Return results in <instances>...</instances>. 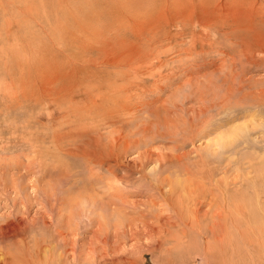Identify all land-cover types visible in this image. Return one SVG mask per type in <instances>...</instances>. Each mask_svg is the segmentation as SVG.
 Returning <instances> with one entry per match:
<instances>
[{
  "label": "rangeland",
  "instance_id": "obj_1",
  "mask_svg": "<svg viewBox=\"0 0 264 264\" xmlns=\"http://www.w3.org/2000/svg\"><path fill=\"white\" fill-rule=\"evenodd\" d=\"M158 10L0 0L8 264H264V8Z\"/></svg>",
  "mask_w": 264,
  "mask_h": 264
},
{
  "label": "bare ground",
  "instance_id": "obj_2",
  "mask_svg": "<svg viewBox=\"0 0 264 264\" xmlns=\"http://www.w3.org/2000/svg\"><path fill=\"white\" fill-rule=\"evenodd\" d=\"M90 1V0H89ZM43 2V1H42ZM65 2V1H64ZM69 2V1H68ZM106 2V1H105ZM122 2V1H121ZM137 2V1H136ZM150 2L152 3V4H155V5H157L158 6V8H159V10L157 11V12H159L160 11V15H164V16H168V15H170L171 17H178L179 15L181 16V17H184V18H180V17H178L179 19H176V18H174V19H176L178 22H181L182 21V19H184L185 20V24L187 23V20H189V19H186L188 16H191V14L193 15V12H194V7H197V6H200V5H210V6H213V7H219V9L220 10H222L223 11V8H226V9H228L227 11H231L232 12V15H235V13L236 12H239L240 14H243V15H245V19H246V16H255V15H257L259 12H262V8H264V0H150ZM67 3V2H66ZM116 3H117V1H116ZM135 3V2H134ZM120 4V3H119ZM122 5H125V3H121ZM133 4V3H132ZM89 5V4H88ZM127 5V4H126ZM109 6V5H108ZM136 6V5H135ZM63 7V6H62ZM111 7V6H110ZM126 7V6H125ZM129 7H130V5H129ZM190 7H192V8H190ZM222 7V8H221ZM72 8H73V6H72ZM128 8V7H127ZM199 8V7H198ZM116 9V8H115ZM122 9V8H121ZM64 10H65V8H64ZM111 11V10H110ZM123 11V10H122ZM57 12V11H56ZM126 13V12H125ZM138 13V12H137ZM76 14V13H75ZM114 16V15H113ZM134 16H136L135 14H134ZM207 17V16H206ZM72 18V17H71ZM170 18V17H169ZM198 18V17H197ZM205 18V17H204ZM136 19H137V17L135 18H133L131 21L133 22V21H136ZM145 20V19H144ZM172 20V19H171ZM171 20H169V21H171ZM253 20V19H252ZM258 20V19H257ZM251 21V20H250ZM142 22V21H141ZM253 21H251V23H252ZM98 23V22H97ZM182 23V22H181ZM59 25V24H58ZM122 25V24H121ZM141 26H142V24H140ZM144 25V24H143ZM194 25V24H193ZM74 26V25H73ZM147 26H148V24H147ZM150 26V25H149ZM197 26V25H196ZM252 26H254L253 24H252ZM87 27V26H86ZM133 27V26H132ZM152 27V26H151ZM154 27H155V25H154ZM165 27V26H164ZM203 27H204V25H203ZM244 27V26H243ZM246 27H247V29H246V31H248V29H249V25L248 24H246ZM89 28V27H88ZM239 28H240V26H239ZM238 28V29H239ZM251 28V27H250ZM253 28V27H252ZM252 28H251V31H252ZM82 29V28H81ZM86 29V28H85ZM145 29V28H144ZM151 29V28H150ZM154 29V28H153ZM231 29H233V28H231ZM235 29V28H234ZM255 29V28H254ZM211 30V29H210ZM257 30V29H256ZM55 31V30H54ZM70 31V30H69ZM83 33H84V31L83 30H81ZM86 31V30H85ZM156 31V30H155ZM154 31V32H155ZM67 32V31H66ZM155 33H158L157 31L155 32ZM239 33V32H238ZM245 34V33H244ZM257 34H258V31H257ZM256 34V35H257ZM90 35V34H89ZM242 35V34H241ZM247 35V34H246ZM259 35H260V33H259ZM49 36V35H48ZM243 36V35H242ZM258 36V35H257ZM232 37V36H231ZM246 37V36H245ZM254 37H256V36H254ZM260 38H261V36H259ZM263 37V36H262ZM74 38V37H73ZM230 38V37H229ZM241 38V37H240ZM239 39V38H238ZM243 40V45L245 46L244 47V49L246 50V51H248V50H250L249 48H250V44L248 43V41H246L245 39H244V37L242 38ZM249 39V38H248ZM256 39V38H255ZM250 40V39H249ZM239 41V40H238ZM87 42V41H86ZM252 42V41H251ZM263 43V42H262ZM94 44V43H93ZM206 45V44H205ZM239 45H240V43H239ZM258 45V44H257ZM257 45L255 46V47H257ZM263 46V45H262ZM261 46V47H262ZM253 47V46H252ZM168 48V47H167ZM259 48V47H258ZM263 48H264V46H263ZM263 48H261V49H263ZM113 49H115V48H113ZM254 49V48H253ZM164 50V49H163ZM252 50V49H251ZM264 50V49H263ZM262 50V51H263ZM219 51V50H218ZM260 51V50H259ZM245 53V52H244ZM264 53V52H263ZM120 54V53H119ZM246 54V53H245ZM118 55V54H117ZM116 56V55H115ZM114 56V57H115ZM118 57V56H117ZM107 58V57H106ZM109 58H111V57H109ZM246 58V57H245ZM78 59V58H77ZM234 59V58H233ZM76 60V59H75ZM80 61V60H79ZM85 61L87 62V60L85 59ZM28 62V61H27ZM81 62H83V61H81ZM133 62V61H132ZM236 62V61H235ZM237 63V62H236ZM131 64V63H130ZM169 64V63H168ZM235 65V64H234ZM244 66V65H243ZM84 68V67H83ZM67 70V69H66ZM71 70V69H70ZM60 71V70H59ZM105 71V70H104ZM24 72V71H23ZM28 72V71H27ZM71 72H73V70L71 71ZM25 74V73H24ZM57 74V73H56ZM34 75V74H33ZM53 75V74H52ZM66 75V74H65ZM67 75H69V74H67ZM58 76V75H57ZM63 76H64V74H63ZM71 74H70V78H71ZM75 79V78H74ZM45 80V79H44ZM57 80V79H56ZM67 80V79H66ZM68 80H69V78H68ZM137 80V79H136ZM73 81V82H72ZM74 81H76V80H72L71 79V83L73 84L74 83ZM75 84V83H74ZM133 84V83H132ZM75 86V85H74ZM84 86V85H83ZM85 87V86H84ZM93 87V86H92ZM52 88V87H51ZM94 88V87H93ZM61 89V88H60ZM77 89L79 90L80 88L79 87H77ZM76 89V90H77ZM92 89V88H91ZM27 90V89H26ZM85 90V89H84ZM193 90V89H192ZM191 90V91H192ZM57 91V90H56ZM59 93V92H58ZM85 93V92H84ZM97 93V92H96ZM102 93V92H101ZM104 93V92H103ZM82 94H83V92H82ZM87 94V93H86ZM85 94V95H86ZM93 94V93H92ZM100 94V93H99ZM105 94H106V90H105ZM58 95V94H57ZM89 97H92L91 95H88ZM84 97H86V96H84ZM191 97V96H190ZM256 99H257V101L258 102H262V103H264V89L262 90V92H260L259 94H258V96L256 97ZM196 100V99H195ZM182 102V101H181ZM130 105V104H129ZM168 110V109H167ZM164 112H166V111H164ZM157 113V112H156ZM159 115V114H158ZM165 115V114H164ZM168 115V114H167ZM157 117V116H156ZM163 117V116H162ZM165 118V117H164ZM166 120H167V118H165ZM181 119V118H180ZM159 120H160V118H159ZM164 121V120H163ZM167 122V121H166ZM176 123V122H175ZM163 124H165V123H163ZM146 128V127H145ZM172 128V127H171ZM146 130V129H145ZM150 131V130H149ZM229 134V133H228ZM146 135V134H145ZM237 135V134H236ZM229 137H231L230 135H229ZM108 142V141H107ZM183 143H184V141H182ZM97 143V142H96ZM105 143V142H104ZM101 144V143H100ZM96 146H98V145H96ZM95 147V146H94ZM98 148V147H97ZM103 148V147H102ZM128 148V147H127ZM108 151V150H107ZM115 151H117V150H115ZM117 154V153H116ZM119 154V153H118ZM79 157V156H78ZM185 180V179H184ZM185 181H187V179L185 180ZM14 182V181H13ZM196 184H198V183H196ZM52 185V184H51ZM15 186V185H14ZM17 187V186H16ZM176 187V186H175ZM200 187H201V185H200ZM200 187H199V190H200ZM182 188V187H181ZM201 191H202V188H201ZM171 192L173 193V190H171ZM51 194V193H50ZM188 194V193H187ZM49 195V194H48ZM197 195H198V193H197ZM37 197V196H36ZM195 197V196H194ZM193 197V198H194ZM198 197V196H197ZM38 198V197H37ZM205 198V197H204ZM207 198V197H206ZM191 199V198H190ZM30 200H31V198H30ZM197 199H196V197H195V200L193 201V202H195ZM199 200V199H198ZM201 200H202V198H201ZM200 200V201H201ZM206 200V199H205ZM17 201V200H16ZM192 202V201H191ZM190 202V203H191ZM205 202V201H204ZM188 203V202H187ZM187 203H185V204H187ZM201 203V202H200ZM203 203V202H202ZM56 206V205H55ZM55 206H53L52 208H54ZM203 206V205H202ZM194 207H195V205H194ZM197 207V206H196ZM193 209H195V208H193ZM192 209V210H193ZM198 209H200V208H198ZM197 210V209H196ZM51 211H55V209L54 210H52L51 209ZM197 212V211H196ZM49 213H51V212H49ZM60 213V212H59ZM200 213V212H199ZM55 213H53V215H54ZM201 214H202V212H201ZM200 214V215H201ZM47 215V214H46ZM45 215V216H46ZM49 215V214H48ZM58 215V214H57ZM61 215V214H60ZM81 215V214H80ZM51 216V215H50ZM50 216H49V218L48 219H51L50 218ZM64 216V215H63ZM25 217V216H24ZM46 218V217H45ZM45 218L43 219V220H45ZM54 218V217H53ZM58 218H60L59 216H58ZM62 218V217H61ZM81 218V217H80ZM15 219V218H14ZM20 221H21V219H19ZM61 220V219H60ZM62 222H63V220H61ZM16 222V221H15ZM18 222V221H17ZM11 223V222H10ZM20 223V222H19ZM49 223H50V220H49ZM74 223V222H73ZM15 224V226H16V223H14ZM13 224V225H14ZM23 224V223H22ZM42 224V223H41ZM86 224V223H85ZM17 225H19V224H17ZM31 226H30V228L32 227V225L33 224H30ZM5 226H7L6 224H5ZM14 226V228H17V226L15 227ZM34 226V225H33ZM26 227V226H25ZM59 227V226H58ZM60 227H62V226H60ZM85 227V226H84ZM80 228V230H81V226L79 227ZM28 229L29 228H27L26 230L28 231ZM14 230V229H13ZM18 230V229H17ZM16 230V231H17ZM62 230V229H61ZM9 231V230H8ZM8 231H6L7 233H8ZM15 231V230H14ZM15 231V232H16ZM23 232V231H22ZM12 233V232H11ZM61 233V232H60ZM62 233H63V231H62ZM61 233V234H62ZM9 234V233H8ZM20 234V233H19ZM25 234V233H24ZM23 233H22V235H24ZM4 235H6V234H4ZM64 235H65V233H64ZM64 235H63V237H64ZM80 235V234H79ZM8 236V235H7ZM10 236H11V234H10ZM25 236V235H24ZM98 236V235H97ZM5 237V236H4ZM4 237H1V238H3V240L5 239ZM25 237H27V235L25 236ZM66 237V236H65ZM69 238V237H68ZM6 239H8V238H6ZM27 239V238H26ZM75 239H76V237H75ZM2 240V239H1ZM20 240V239H19ZM6 241V240H5ZM7 241H9V240H7ZM6 241V242H7ZM24 241H25V239H24ZM30 241V240H29ZM2 242H4V241H2ZM5 242V243H6ZM19 242V241H18ZM80 243V242H79ZM1 244V243H0ZM21 244V243H20ZM23 244V243H22ZM28 244V243H27ZM14 245V244H13ZM13 245H8V246H13ZM46 245V244H45ZM4 246H6V245H4V243H3V247ZM80 246V245H79ZM23 247V246H22ZM45 247V246H44ZM47 247H48V245H47ZM46 247V248H47ZM2 248V247H1ZM0 248V249H1ZM14 248H16L15 246H13V249L12 250H14ZM208 248V247H207ZM20 249H22V248H20ZM24 249V248H23ZM209 249H211L210 247L208 248V250ZM12 250L10 251V249H9V252L11 253L12 252ZM70 250V249H69ZM212 250V249H211ZM211 250H209V251H211ZM23 251V250H22ZM53 251H54V249H53ZM207 251V250H206ZM9 252H7L6 251V253L4 252V251H0V264H8V262H9V258H11V256L9 255L10 253ZM19 252H21V251H19ZM9 253V254H8ZM16 253V252H15ZM24 253H25V251H24ZM208 253V252H207ZM13 254V253H12ZM206 254V253H205ZM17 255H18V253H17ZM22 255V254H21ZM20 255V256H21ZM24 255V254H23ZM42 255V254H41ZM211 255V254H210ZM10 256V257H9ZM25 256H26V253H25ZM43 256V255H42ZM55 256V255H54ZM56 256H57V254H56ZM208 256V255H207ZM24 257V256H23ZM30 257V256H29ZM32 257V256H31ZM26 258H28L27 256H26ZM34 258H36L35 256H34ZM33 258V259H34ZM53 258V257H52ZM23 259V258H22ZM54 259V258H53ZM52 259V260H53ZM23 260H25V258L23 259ZM32 260V259H31ZM31 260H29V261H31ZM52 260H50V263H51V261ZM17 261V260H16ZM37 261V260H36ZM36 261H35V263H36ZM55 261V260H54ZM59 261V260H58ZM41 262V261H40ZM53 262V261H52ZM57 262V261H56ZM33 263V262H32ZM31 263V264H32ZM38 263V262H37ZM55 263V262H54ZM12 264V263H11ZM39 264V263H38ZM43 264V263H42ZM62 264V263H61Z\"/></svg>",
  "mask_w": 264,
  "mask_h": 264
}]
</instances>
